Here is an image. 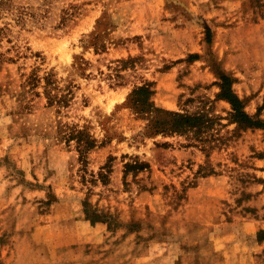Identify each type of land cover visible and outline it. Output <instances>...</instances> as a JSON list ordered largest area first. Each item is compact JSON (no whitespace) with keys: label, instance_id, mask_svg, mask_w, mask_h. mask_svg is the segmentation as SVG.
Returning <instances> with one entry per match:
<instances>
[{"label":"rangeland","instance_id":"374dc122","mask_svg":"<svg viewBox=\"0 0 264 264\" xmlns=\"http://www.w3.org/2000/svg\"><path fill=\"white\" fill-rule=\"evenodd\" d=\"M0 264H264V0H0Z\"/></svg>","mask_w":264,"mask_h":264},{"label":"trees","instance_id":"16d2710c","mask_svg":"<svg viewBox=\"0 0 264 264\" xmlns=\"http://www.w3.org/2000/svg\"><path fill=\"white\" fill-rule=\"evenodd\" d=\"M223 78H224V82H223L224 85L222 87L223 91L221 95L227 98L232 104L235 117H239L240 120H244L247 124H254L255 122L251 120L250 117L245 113L241 99H239L238 96L232 93L230 88L231 83L228 76H223ZM26 85L33 89L41 86L43 88V92L47 97L49 104L52 103L66 104L67 102V100L65 99V95L59 94L58 91L60 87L56 84V81L51 73H47L41 76L37 72L33 71L26 78ZM152 93L153 90L151 89L150 84L142 85L137 89H135L133 92V94L135 95L138 101H142V103H148L147 105H150V101L148 100V98L141 99V96L144 94L150 95ZM167 114L170 120L168 122V127L171 130L174 129V131H178L179 129H184V128H192L194 126L197 127L198 124H202V120L204 119L202 115L180 113L177 111H168ZM159 124L162 127L166 126L164 122H160ZM83 133H84L83 131L77 130L76 135L80 136ZM69 134L70 136L71 135L74 136L73 133H69ZM78 140H80L81 142L84 141V143L90 147L94 145V140L91 139L88 135L86 137H79Z\"/></svg>","mask_w":264,"mask_h":264}]
</instances>
